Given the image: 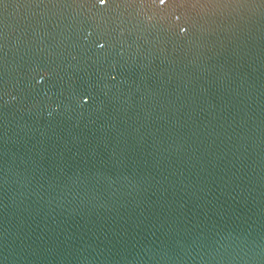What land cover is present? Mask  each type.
<instances>
[{"label":"water","instance_id":"1","mask_svg":"<svg viewBox=\"0 0 264 264\" xmlns=\"http://www.w3.org/2000/svg\"><path fill=\"white\" fill-rule=\"evenodd\" d=\"M0 264H264V0H0Z\"/></svg>","mask_w":264,"mask_h":264},{"label":"snow or ice","instance_id":"2","mask_svg":"<svg viewBox=\"0 0 264 264\" xmlns=\"http://www.w3.org/2000/svg\"><path fill=\"white\" fill-rule=\"evenodd\" d=\"M100 2H101L102 4H106V3H107V0H100Z\"/></svg>","mask_w":264,"mask_h":264}]
</instances>
